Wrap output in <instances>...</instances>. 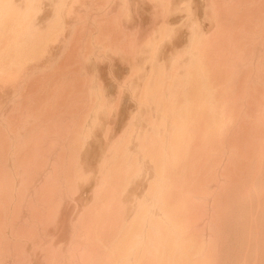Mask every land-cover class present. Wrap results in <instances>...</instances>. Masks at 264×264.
<instances>
[{"label": "bare ground", "instance_id": "bare-ground-1", "mask_svg": "<svg viewBox=\"0 0 264 264\" xmlns=\"http://www.w3.org/2000/svg\"><path fill=\"white\" fill-rule=\"evenodd\" d=\"M0 264H264V0H0Z\"/></svg>", "mask_w": 264, "mask_h": 264}]
</instances>
